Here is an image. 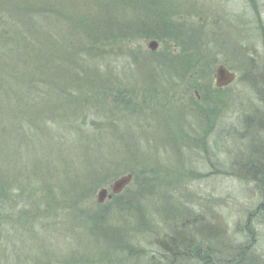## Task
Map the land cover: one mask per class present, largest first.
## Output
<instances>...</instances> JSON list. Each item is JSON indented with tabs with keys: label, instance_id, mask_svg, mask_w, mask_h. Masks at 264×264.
<instances>
[{
	"label": "rangeland",
	"instance_id": "obj_1",
	"mask_svg": "<svg viewBox=\"0 0 264 264\" xmlns=\"http://www.w3.org/2000/svg\"><path fill=\"white\" fill-rule=\"evenodd\" d=\"M64 6L62 19L75 31L71 44L98 41L99 51L83 49V61L95 59L86 67L77 65L80 53L72 50L67 64L78 71L61 83L60 50L47 48L41 56L46 80L28 82L24 96L0 78L6 105L0 112V186L8 189L5 207L14 216L4 222L15 225L20 216L34 221L25 226L28 232L17 226L4 231L9 235L0 240L1 258L14 264H179L160 245L186 223L185 233L199 249L187 251L180 264H208L204 235L209 245L213 235L227 246L250 243L264 264V184L241 166L255 149L264 152V0H63ZM162 10L182 33L168 43L157 40L153 50L148 44L155 38L138 23L156 22ZM193 34L190 58L198 74L167 85L174 73L151 62L181 51ZM52 60L60 63L56 72ZM221 64L237 75L224 87L215 78ZM83 73L92 82L86 90H93L83 96L92 98L47 116L51 103L60 104L59 92L69 93L63 88L82 92ZM188 84L195 87L187 92ZM128 173L132 183L98 202L102 188Z\"/></svg>",
	"mask_w": 264,
	"mask_h": 264
},
{
	"label": "trees",
	"instance_id": "obj_2",
	"mask_svg": "<svg viewBox=\"0 0 264 264\" xmlns=\"http://www.w3.org/2000/svg\"><path fill=\"white\" fill-rule=\"evenodd\" d=\"M6 1V0H4ZM73 1V0H71ZM62 2L63 0H11V3L8 4H2L0 5V13L6 15V17L3 19H0V74H1V80L2 82H13V85H17L18 89L16 92H19L23 87H27V84L32 83L34 85V82H40L46 80L44 78L45 72H48L46 68L44 70L42 69V58L46 53L47 48L50 47V50L55 53L56 51L60 50L61 53V64L58 62H55L52 60V62H55L53 65L54 71L56 72V68L60 64L62 71L64 72V75L59 80V82H65V74L72 75L76 71H78L77 65L82 64L86 67H88V64L92 66V63H94V60L92 57L91 62L83 61L84 55H83V49H88L91 47H95V51H99L97 48V42L95 43H88L87 41L80 40L77 43L71 44L72 39L70 37H73V34L75 33L74 30H72L74 27L71 23L66 21V19H62L64 17V10H66V7L64 6L62 8ZM6 5V7H5ZM81 13V12H80ZM84 13V12H83ZM157 18L156 22L154 23H147V22H140L138 24L140 27V30L142 32H145V34L150 35V38H155V40H166L168 43L174 37L180 36L182 32L179 33V23H175V21H170L167 18L169 17L168 12L166 10H162V15H160L157 11ZM87 19L86 14H83L84 22L85 18ZM65 20V21H60ZM160 21V22H158ZM63 22V23H61ZM84 22L80 21V24L84 26ZM104 21L101 22V25ZM109 26H112V21L108 22ZM175 26V27H174ZM73 27V28H72ZM114 27V26H113ZM113 27L109 28L112 29ZM134 27H137L135 25ZM160 27V28H157ZM177 31H174L175 29ZM120 30V29H115ZM176 32V33H175ZM59 36V39L57 37ZM62 36V37H61ZM91 36V35H89ZM191 38H188L187 44H183L185 48L179 52H165L164 55L159 57H153L155 58L152 64L157 66L160 69H163L164 67H169L170 71L173 72V75H170V78L165 82L168 83L167 85H170L172 87H176V85H180L184 82H187L188 80L192 79L191 77L194 76V74H198L196 72V68L193 65V60L190 58L195 54V49L191 47L189 44L190 42L196 44L197 43V36L193 34V36H189ZM82 40V41H81ZM102 40H105L103 38ZM174 42V41H173ZM189 42V43H188ZM59 43V46H58ZM183 43V42H182ZM179 46L180 43H177ZM176 45V44H175ZM188 46V47H187ZM181 48V47H178ZM72 50H79V57L76 56V63L77 65L74 66L73 63L71 65L67 64V61H71L70 57L74 54ZM194 51V52H193ZM153 52V51H152ZM73 53V54H72ZM193 53V54H192ZM72 54V55H71ZM157 53H151V55L155 56ZM93 55H98L97 52H94ZM99 56V55H98ZM53 57H56V54L53 55ZM96 58V57H95ZM57 60V59H56ZM65 62L66 64H62V62ZM86 63V64H85ZM177 66V68H176ZM174 67V70L172 71ZM90 68V67H89ZM93 68V67H92ZM68 69L70 72H68ZM45 71V72H44ZM61 71V72H62ZM68 72V73H67ZM87 74H82V84L81 86L84 87L81 90L82 92L76 94V92H73L70 90L71 87L63 88L68 89V92L65 90H61L59 94L63 98H61L60 104L56 103V100L51 103V106L49 110L46 112L47 116L48 114L52 113H58L61 112V114H66L68 108H79L81 106H84L81 101L85 98L87 100L92 98V95H89V98L87 96H83V94H86L87 92H93L92 89L86 90L87 87L91 88L92 82H87L88 79H86ZM193 75V76H192ZM36 77H38L36 79ZM50 80L52 78H49ZM47 79V80H49ZM56 82L57 79L54 78ZM54 81V82H55ZM22 83V86L20 87V83ZM29 82V83H28ZM189 82V81H188ZM79 85L76 83L75 87ZM191 84L186 85L187 92L191 91V87H195L194 85L190 86ZM31 86V85H30ZM37 87H40L39 84L36 83ZM157 86H166L165 84L159 83ZM27 89H22L21 95L24 96ZM5 90H3L2 95L4 96ZM40 93V91H38ZM107 92V91H106ZM70 93H73V97H70ZM108 96L115 95L113 93H110L109 89L107 92ZM42 94H39L41 96ZM124 96H128L125 95ZM35 100L37 97L32 96ZM129 97V96H128ZM85 101V100H84ZM90 105V104H88ZM84 107L90 108V106ZM6 109V105L0 101V112ZM20 115L23 114V110L19 109ZM33 117V112L29 111V118ZM52 118V117H51ZM61 118V117H60ZM57 119L61 125L66 126V128L69 131V124H64L62 122V119ZM54 119V118H53ZM56 119L50 120L52 122H55ZM87 125H89L88 121H84ZM56 123V122H55ZM70 132L74 133L73 130H70ZM82 132V130H77L76 133ZM66 135H68V132H66ZM85 139H87L85 137ZM87 140H85L83 145H86ZM82 145V146H83ZM255 149L254 150V156H251L249 160H247L245 163H243L242 169L245 173H251L256 179V182L259 181V183L262 185L264 184V152H260L261 150ZM260 154H259V153ZM67 168H70L67 167ZM260 173L261 175H258ZM97 181V178L95 179ZM4 181H0V184ZM4 186H0V189L3 188L4 194L3 198L0 196V240H3V235L8 236L9 232L4 233V231H8L9 228H14L15 226L19 228H25V226H29L34 221H27L24 217L20 216V220H15L16 224L14 225L12 222L10 223L11 227L8 224H5V217L8 216V218H12V214H10L9 209L6 210L7 207H5L6 199H4L5 194L8 192V189L5 190V183ZM10 190V189H9ZM9 201H12V199L8 198V204ZM10 205V204H9ZM137 206V205H135ZM127 207H134L131 205H127ZM3 208H5V212H2ZM34 208V207H33ZM138 208V206H137ZM139 209V208H138ZM264 209V208H263ZM4 213V214H3ZM255 214L251 215L249 219H252V217H255L257 215ZM23 214V213H22ZM10 222L7 220V223ZM183 224V223H182ZM179 227V226H178ZM188 225L185 223V225L182 226L184 229L183 232H178L173 238L169 239L170 241H167V243H164L160 246H162V250L169 253V256L176 257V262L181 263V260H183L186 257L187 251H196L199 249L196 244H191L190 242V234L185 233L189 231ZM22 230V229H21ZM29 229H24V232H28ZM206 230V229H205ZM30 231V230H29ZM213 234H214V230ZM212 231H209V233H212ZM207 232V231H205ZM205 234V233H204ZM11 237V236H10ZM204 239H200V245L204 247V251L206 252L205 258H208V264H262L259 260L255 258L249 251V247H251L249 244H242L241 247L237 248L235 246H227V244L220 243L215 238L216 236L213 235L212 239H209L211 241L210 243H207L205 238V235L203 236ZM247 239V237H246ZM9 242V241H8ZM198 244V243H197ZM22 248V247H21ZM226 252H230V257L227 255ZM15 253V252H14ZM191 254V253H190ZM224 258V259H223ZM23 260V259H22ZM14 264V260L9 258V256H6L5 259H2L0 256V264ZM46 264V262L42 261L39 262L38 260H31L30 262H18L17 264Z\"/></svg>",
	"mask_w": 264,
	"mask_h": 264
},
{
	"label": "water",
	"instance_id": "obj_3",
	"mask_svg": "<svg viewBox=\"0 0 264 264\" xmlns=\"http://www.w3.org/2000/svg\"><path fill=\"white\" fill-rule=\"evenodd\" d=\"M158 41L152 40L149 42V48L155 50L158 47ZM236 73L230 71L226 66L219 65L215 72L216 85L218 87H224L225 85L230 84L236 78ZM133 174L128 173L124 176L119 177L114 182H112L108 187L102 188L98 193V202L102 203L105 199L111 198L113 194L120 193L126 186H128L133 181Z\"/></svg>",
	"mask_w": 264,
	"mask_h": 264
}]
</instances>
